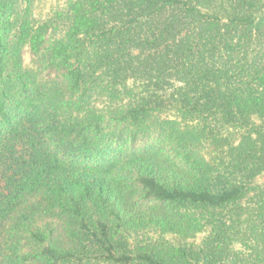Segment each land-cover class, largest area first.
Returning <instances> with one entry per match:
<instances>
[{
    "label": "trees",
    "instance_id": "trees-1",
    "mask_svg": "<svg viewBox=\"0 0 264 264\" xmlns=\"http://www.w3.org/2000/svg\"><path fill=\"white\" fill-rule=\"evenodd\" d=\"M17 2L0 0V80L11 66L17 94L0 91V156L12 161L0 191V264L221 261L222 241L131 248L128 238L145 228L194 236L253 189L264 168V0H69L64 37L47 48L48 24L32 21L30 0L9 20ZM24 45L63 71V96L56 87L47 107L29 104L27 120L15 113L28 98ZM98 76L133 99L111 111L113 142L93 111L71 116ZM167 112L176 118L159 117ZM216 126L243 133L210 162L202 149Z\"/></svg>",
    "mask_w": 264,
    "mask_h": 264
},
{
    "label": "rangeland",
    "instance_id": "rangeland-1",
    "mask_svg": "<svg viewBox=\"0 0 264 264\" xmlns=\"http://www.w3.org/2000/svg\"><path fill=\"white\" fill-rule=\"evenodd\" d=\"M68 2L69 0H30L31 19L34 23H47L48 30L46 33L45 47L47 48L56 40L64 37L65 27L68 24ZM25 6V0H18L16 7L10 14L9 20L14 23L17 16H20ZM14 30V31H13ZM16 27L12 25L8 38L13 40ZM93 47V45L89 46ZM46 51L42 50L37 56L32 55L29 47L24 45L20 48L19 60L21 63V70L25 73L27 99L25 105L21 107V111L15 112L20 119L27 117L23 114V110L33 107H47L46 99H49L51 91L54 92L58 88V96H63L59 90V85L63 82L62 70L54 69L52 67H45L43 58ZM15 70L10 66L3 75V81L0 80V91L11 86L9 91L10 98L17 95L14 78ZM90 83V82H89ZM131 81L126 83V86L131 85ZM54 86V88H53ZM122 91L121 86H116ZM112 83L106 77L98 76L95 84L87 92L86 105L80 111H75L71 114L74 118H84L88 113L92 112L103 118L102 126L104 132L110 134L111 141H115V137L111 132L119 130L118 124L113 119L112 113L115 108H122L132 102V97L127 93H112ZM26 98V97H25ZM52 113V111H50ZM161 119L176 118L173 113L167 112L159 115ZM179 120V119H178ZM26 128H29L28 122ZM198 124L199 122L193 123ZM212 137L204 140L202 154L207 161L214 162L220 152L227 149L226 142L232 145L240 143L243 130L233 127L216 126L212 129ZM256 137L255 134L252 135ZM155 134H151V140L155 138ZM217 138V140H215ZM145 139H140V141ZM226 140V141H225ZM258 142V140H257ZM257 142H254L255 144ZM124 147L125 154H128L133 146L129 143ZM16 154L26 155V149L21 146L15 147ZM18 152V153H17ZM12 161H7L0 156V191H5L4 174L11 175L12 169L8 168ZM8 168V169H7ZM5 170H8L5 172ZM253 188L250 190L245 198L238 204V208H226L224 211H215L214 218L208 219L205 227L197 232L194 236L183 237L177 234L167 233L162 234L159 231H154L148 228L142 230L138 234H131L128 238L129 246L134 248L136 244L154 243L159 241L169 242L173 245L182 244L185 246H192L193 249L198 250L202 248L204 242L213 241V245L217 247L218 242L222 241L225 249L220 255L223 257L221 261H216L214 264H264V168L260 174L254 178ZM241 204V205H240ZM219 221L220 223H217ZM221 224V225H220ZM221 228V231L218 230ZM218 233V234H217ZM212 245V246H213Z\"/></svg>",
    "mask_w": 264,
    "mask_h": 264
}]
</instances>
